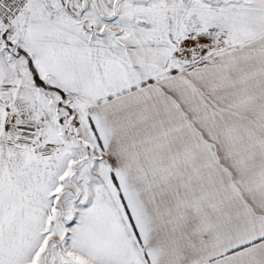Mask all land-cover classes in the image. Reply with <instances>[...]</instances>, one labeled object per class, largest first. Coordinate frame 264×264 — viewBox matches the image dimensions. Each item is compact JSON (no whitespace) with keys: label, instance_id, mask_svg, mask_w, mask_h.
I'll return each mask as SVG.
<instances>
[{"label":"snow or ice","instance_id":"1","mask_svg":"<svg viewBox=\"0 0 264 264\" xmlns=\"http://www.w3.org/2000/svg\"><path fill=\"white\" fill-rule=\"evenodd\" d=\"M0 264H264V0H0Z\"/></svg>","mask_w":264,"mask_h":264}]
</instances>
